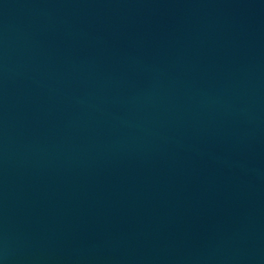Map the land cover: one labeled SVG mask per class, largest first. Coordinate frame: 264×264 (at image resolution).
Listing matches in <instances>:
<instances>
[{"label":"water","instance_id":"95a60500","mask_svg":"<svg viewBox=\"0 0 264 264\" xmlns=\"http://www.w3.org/2000/svg\"><path fill=\"white\" fill-rule=\"evenodd\" d=\"M0 264H264V0H0Z\"/></svg>","mask_w":264,"mask_h":264}]
</instances>
